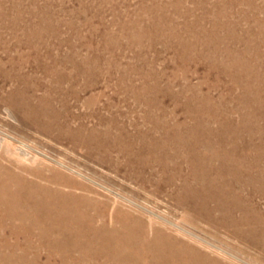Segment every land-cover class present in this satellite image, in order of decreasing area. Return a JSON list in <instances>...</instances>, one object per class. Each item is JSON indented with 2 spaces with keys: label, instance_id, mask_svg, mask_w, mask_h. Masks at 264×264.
I'll return each instance as SVG.
<instances>
[{
  "label": "bare ground",
  "instance_id": "bare-ground-1",
  "mask_svg": "<svg viewBox=\"0 0 264 264\" xmlns=\"http://www.w3.org/2000/svg\"><path fill=\"white\" fill-rule=\"evenodd\" d=\"M12 6L8 26L16 27L22 7ZM231 6L219 7L216 15L210 11L212 29L200 24L188 37L174 26H151L156 32L152 40H162L164 48L176 52L170 75L116 64L120 88L144 107L141 123H123L115 115L103 116L100 109L75 112L72 104L101 77L112 75L111 70L101 68L97 57L76 59V51L61 63L54 59L52 67L40 63L41 44L34 38L39 32L31 21L20 38L5 41L0 35L5 55L0 57V109L16 120L2 122L8 128L81 148L88 159L137 181L150 199L165 196L156 200L184 212V225L228 241L229 248L264 264V205L256 200L264 199V23L255 14L260 9L250 3L252 13L244 17L256 25L236 31ZM5 14L0 8V25ZM204 18L199 17L202 24ZM185 25L188 31L191 25ZM31 58L42 76L26 69ZM189 63L205 66L202 83H188ZM209 76L213 81L207 83ZM222 78L229 82L226 95L214 98L210 90L221 86ZM179 79L183 83L174 89ZM165 98L172 101L171 108ZM97 101V95L83 99L92 109ZM88 117L96 118V124H88ZM8 145L0 142V264H54V259L62 264H227L161 222H147L143 215L113 206L91 186L49 164L30 166L8 157ZM176 226L194 236L182 224Z\"/></svg>",
  "mask_w": 264,
  "mask_h": 264
},
{
  "label": "rangeland",
  "instance_id": "rangeland-1",
  "mask_svg": "<svg viewBox=\"0 0 264 264\" xmlns=\"http://www.w3.org/2000/svg\"><path fill=\"white\" fill-rule=\"evenodd\" d=\"M155 1L156 0H0V8L6 13L3 17L4 19L1 20L0 35L6 38L5 41H10L13 36H19L20 38L27 24L32 23L36 25V31L39 33H37L34 38H37V41L41 44L39 45L40 50L38 53V59L40 63L44 65L46 64L47 67H52L57 59V61H60L61 63L63 61L62 59L75 51L77 53L76 59H81L86 55H89L92 59L96 57L102 59L100 60L101 62L99 61L100 67L102 66L101 68L104 70H111L112 75L101 77V80L99 79V82L96 83L93 89L83 93L81 101L72 104V109L78 113L90 111V109L95 112L100 109L99 112H101L103 116L115 115L123 123H141L140 121H142L144 107L142 103L133 100L131 96L125 95L123 89L120 88L118 84L120 73H116L115 68L119 65L120 69H124L133 64L140 68L141 71L148 70L157 73L165 71L166 75H170L171 72L176 69L175 63H177V58L175 56L176 52L174 51V48H164L162 40H157L156 42L152 40V38L155 37L154 35H156V32L153 31L154 29L151 28V26L154 27L153 24H156V26L162 25L161 27L174 26L179 35L188 37L191 35L190 30L193 28H200V24L207 29H212L213 24L211 22L213 21L212 19H214L212 16L217 14L216 10L224 5H232V10H230V20L236 22V24H234L236 31L240 30L241 32H245V30L252 29L254 28V25H256L252 19H245L244 17L245 14L252 13L250 10L251 6H249L250 3L260 9L255 14L263 19L264 23V0H202V2L201 0ZM14 4L18 5L19 8L22 7L18 11L21 14L19 16V24L17 23L16 27L8 26L10 25V17L14 16V13L12 12V5ZM155 4H158L156 10L152 8ZM204 10H209L207 15L204 14ZM147 11H149V14ZM210 11L213 15L209 14L211 13ZM203 15L205 18L203 19L202 24L201 21H199V17ZM135 23H137L136 26ZM142 23L145 24L143 25ZM157 23L160 24L157 25ZM216 23L222 26L223 24L220 23L225 22L217 21ZM185 24L191 25L188 31L185 28ZM19 28L22 29L20 30ZM135 32L136 34L145 32L146 35L144 33L131 37L130 35ZM134 39L137 41L135 40V42ZM11 53L14 54L16 51H12ZM3 54L4 53L1 52L0 57L5 56ZM107 61L111 62L110 68L108 67L109 62ZM60 63H58V65ZM35 67L36 64L31 58L27 63L26 69H34L40 76H42L40 68ZM187 67H189L187 73L188 83L192 85L202 83V80L205 79V66L203 64L195 66L189 63L187 64ZM59 69H64L65 71L69 70L68 67H60ZM139 80L140 79H137L136 82ZM179 80H177L174 89H177L178 85L183 83V79ZM212 81L213 76H209L207 78V83ZM162 83H165V79L161 84ZM221 83L222 85L218 88L210 90L212 97L214 96V98H216L226 95V87L229 86V82L226 79H223ZM206 86V84H203V91L207 90ZM236 92L238 93V91ZM96 95L98 96V101L95 105L97 108L93 107L92 109L83 103L85 97ZM124 97L127 99L125 100ZM118 98L120 99L118 100ZM228 98L229 97H226L227 100ZM164 103L166 106L168 104L167 107L169 108L173 106L172 101L169 98H165ZM100 107H102V110ZM178 113L180 112L178 111ZM180 119H183L181 113ZM2 122L16 123V120L9 116L6 109L3 107L0 109V142L4 140V142L7 141L9 143L8 146L4 147L7 152L5 154H7L8 157H16V159H19L21 162L30 166H37L39 163L49 164L52 168L57 169L70 178L91 186L103 198L111 201L112 203H110L113 204V206L123 208L124 210L126 209V212L129 211L128 213H138L141 216L143 215V219L147 222H161L168 228V230L192 241V243H195L208 254L220 259L224 263L263 264L254 261L248 255L246 256L241 250L237 251L231 247L229 248V245L227 244V246L225 243L228 241L223 242L222 240L215 239L213 236L211 238V236L206 233H201V230H194L189 226L184 225L181 222L183 220L180 219L184 212L173 208H170L171 210L167 209V206L161 205L158 201L165 200V196H153V198L151 197L150 199V196L147 194L148 192L143 189L137 181L134 182V180L126 179L123 172L118 173L112 170L111 167H107L106 165L103 166L96 161L88 159L83 154L81 148L73 149L69 147V144L65 141L61 142L57 140L56 142V140L49 139V137L44 135L38 137L34 133L29 132V134L25 136L16 130L8 128V126H5ZM86 122L90 125L92 123L93 125L96 124L97 119L94 117H88ZM156 198L158 200H156ZM256 200H258L262 206L264 205V199L261 197H256ZM109 213H113V211H110ZM181 224L185 230H188L197 238L186 231H182L176 226H181ZM43 250L44 249L41 251V257L42 261H45L47 254L46 250ZM252 257L255 258L253 254ZM54 260V264H62L58 263L60 262L59 259ZM77 263L88 264L87 262H77L76 260L72 261L70 264Z\"/></svg>",
  "mask_w": 264,
  "mask_h": 264
}]
</instances>
